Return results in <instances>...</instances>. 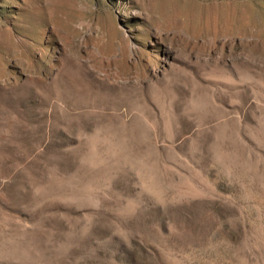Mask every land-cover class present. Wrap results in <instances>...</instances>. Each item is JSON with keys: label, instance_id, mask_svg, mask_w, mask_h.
I'll use <instances>...</instances> for the list:
<instances>
[{"label": "rangeland", "instance_id": "374dc122", "mask_svg": "<svg viewBox=\"0 0 264 264\" xmlns=\"http://www.w3.org/2000/svg\"><path fill=\"white\" fill-rule=\"evenodd\" d=\"M0 264H264V0H0Z\"/></svg>", "mask_w": 264, "mask_h": 264}]
</instances>
